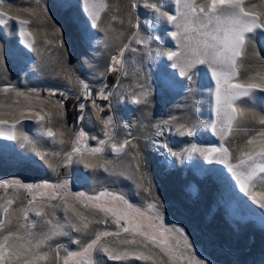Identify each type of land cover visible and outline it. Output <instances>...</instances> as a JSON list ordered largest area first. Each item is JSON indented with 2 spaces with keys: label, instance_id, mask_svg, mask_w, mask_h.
I'll use <instances>...</instances> for the list:
<instances>
[{
  "label": "snow or ice",
  "instance_id": "6c2138e0",
  "mask_svg": "<svg viewBox=\"0 0 264 264\" xmlns=\"http://www.w3.org/2000/svg\"><path fill=\"white\" fill-rule=\"evenodd\" d=\"M23 2L29 6H6L5 0H0V29H14L24 50L38 54L39 34H43L47 45L54 43L53 39H47L46 26L50 25L57 46L66 51L63 30L52 20L48 5L41 0ZM79 4L84 18V39L91 43L95 35H102L104 38L97 42L106 49L108 29L101 14L111 11L108 0H79ZM245 5L246 0H175L174 9L168 11L160 0H130L127 26L133 29L131 37L116 55L109 57L105 72L98 75L102 80L111 72L128 76L125 52L135 53L150 62L165 57L168 63L161 69L160 85L169 91L191 92L196 89L198 66H207L215 80L212 93L215 118L208 123L191 115L160 121L154 125V134L160 139L153 140L152 146L181 163L199 157L209 165H224L233 189L264 210V115L240 106L251 102L257 92L264 93V59L258 67L249 64L245 73H241L249 47L259 55L252 41L257 30L264 39V0ZM141 8L151 13V20L145 21L146 28L167 26L164 34L175 42L174 49L151 47L161 37L140 33L138 10ZM116 18L114 15L113 19ZM120 23L123 25L124 21L121 19ZM133 43L137 47H131ZM141 45L143 48L139 47ZM47 68V64L37 62L31 71L40 73ZM61 72L63 75L57 74L58 79L64 80L70 90L79 89L76 99L83 102L79 103L78 119L85 118L84 109L90 106L93 109L90 118L99 124L105 138L97 140V146L89 147L87 143L81 144L87 134L79 129L71 132L66 141L65 131L53 130L54 126L67 128L65 102L69 97L65 92L48 89L42 97L41 90L22 91L11 83L2 88L7 102L0 99V137L15 141L33 154L21 163H39L55 171L51 160L60 154L41 148L40 141L24 130V121H34L40 136L52 143L70 142L72 145L56 167L67 169L72 164H80L86 170V179L103 173L113 182L130 180L150 199L146 205L137 206L123 193L108 188L93 195L73 192L67 175L56 183L0 179V192L4 193L0 197V264H107V261L114 264H208L197 254L184 227L166 223L163 204L153 195L143 152L137 138L131 136L133 125L129 122L118 125L110 112L112 97L117 103L149 106L156 90L150 72L137 68L133 83L127 87L122 86L118 78L113 88L109 89L104 82L95 91L89 83L74 76L73 70L61 68ZM0 73H7L3 44H0ZM56 96L60 98L53 100ZM97 100L108 103L102 106ZM121 126L128 134L117 140L115 130ZM202 128L210 129L220 138L219 143L203 147L192 142L181 151L169 147V136L195 141ZM73 136L75 139H71ZM106 153L114 154L116 159H108ZM125 158L129 163L118 166L116 161ZM21 194L24 199H20ZM60 238H71V242L80 247L69 251L55 243Z\"/></svg>",
  "mask_w": 264,
  "mask_h": 264
},
{
  "label": "rangeland",
  "instance_id": "374dc122",
  "mask_svg": "<svg viewBox=\"0 0 264 264\" xmlns=\"http://www.w3.org/2000/svg\"><path fill=\"white\" fill-rule=\"evenodd\" d=\"M160 2L165 5L166 10L174 9L175 0H160ZM5 3L6 6L12 5L13 7L29 6L23 0H5ZM41 3L48 5L52 20L63 30L66 51L57 46L55 37L51 35L53 28L50 25L46 26L49 33L47 39H53L54 43L47 45L43 34H39L37 37L38 54H30L24 50V46L18 43L14 29H0V44H3L5 49L7 66V73H0V99H5L7 102L2 88L8 83L22 91L33 88L41 90L42 97L44 90L64 91L69 97L65 102L64 119L67 128L59 129L54 126L53 130L65 131L64 139L68 141L71 132L83 129L87 135L81 144L87 143L89 147H95L97 140L105 137L100 131L99 124L90 118L93 109L86 105L85 118L78 119L80 116L79 103L83 101L76 99L78 88L70 90L64 80L57 78V74L63 75L61 68L73 70L74 76H79L89 83L94 91L99 89L104 82L107 83L109 89L113 88L118 78H120L121 85L127 87L133 83L137 68L150 72V79L156 86L151 104L145 107L117 103L116 98L112 97L113 107L110 112L118 125L123 122L133 125L130 130L131 136L137 138L143 152L153 195L163 204L166 223L184 227L197 249V254L208 264H264V210L248 201L238 190L233 189L232 182L227 179L229 174L226 173L225 166L209 165L207 161L199 157L181 163L178 159L168 157L165 152L152 146L153 140L160 139L154 134V125L160 121L191 115L196 120L208 123L215 118L212 94L215 80L211 76L210 69L207 66H198L197 84L194 91L180 89L169 91L160 85L161 69L168 63L165 57L150 62L145 57L125 52L124 59L128 61L126 68L129 75L121 77L120 72H111L107 73L102 80L98 74L105 72L109 57L116 55L119 48L128 43L131 37L133 29L127 26L130 0H108L111 11L105 10L101 14L102 22L108 29L109 46L106 49L97 42L104 38L102 35H95L91 43L84 39V18L79 0H41ZM249 4H259V0H246L245 6ZM117 8L119 12L115 11ZM138 11L140 13V33L161 37V40L153 42L151 47L174 49L175 42L164 34L167 26L155 25L153 28H146L145 21L146 19L151 20V13L143 8ZM135 14L133 12V16ZM114 15L116 19H113ZM21 18L28 19L29 17L22 16ZM121 19L124 21L123 25L120 23ZM254 39L263 53L262 58L252 54L254 58L252 66L258 67L264 59V39L260 36V30L256 31ZM131 47H137V45L133 43ZM139 47L143 48L142 45ZM37 62L47 64V70L40 73L31 71L32 65ZM73 73L69 74L73 75ZM59 98L56 96L52 99ZM242 99L247 100L248 98ZM97 103L103 106L108 102L97 100ZM240 106L264 115V93L257 92L251 102ZM106 111L109 110L106 109ZM23 124L29 136L40 141L41 148L60 154L51 160L55 171L39 163H21V161L32 158L33 154L21 148L15 141L0 137V179L15 178L29 183H56L65 177L61 174L65 170L69 171L67 177L72 181L73 192L82 191L93 195L103 188H108L111 191L123 193L134 205L144 206L149 202L150 198L146 199L145 195L140 193L130 180L120 179L113 182L103 173L86 179V170L80 164H72L67 169L56 167L60 163V157L65 152L71 151V143L63 145L52 143L48 138L39 135L34 121H24ZM127 134V130L122 126L115 130L117 140L126 138ZM240 135L243 136L244 132L241 131ZM167 139L173 151H181L192 142L208 147L218 144L220 140L210 129L203 128L199 130L195 141L191 138L175 136H169ZM106 156L108 159H116L111 153H106ZM116 162L120 167L129 163L126 158ZM173 183L180 185L175 192H173ZM3 195L4 193L0 192V197ZM20 199H24V194L20 195ZM57 215L59 216L60 213L58 212ZM243 234H247L249 238L245 239L242 236L241 239L240 235ZM84 242L82 240V244ZM55 243L63 245L69 251H75L80 247V245L73 244L71 238H60ZM63 254L62 251L61 255ZM107 264H114V262L107 261Z\"/></svg>",
  "mask_w": 264,
  "mask_h": 264
},
{
  "label": "trees",
  "instance_id": "16d2710c",
  "mask_svg": "<svg viewBox=\"0 0 264 264\" xmlns=\"http://www.w3.org/2000/svg\"><path fill=\"white\" fill-rule=\"evenodd\" d=\"M252 43L254 45L255 50L257 48V50L259 52L258 57L262 58L263 57V53H262V50L259 48L258 43H256V40L254 39L252 41ZM253 53H254L253 47H249L248 51L245 53V56L247 57V61H246L245 65H244V67L241 68L242 75L245 73V70L248 68V65L249 64L252 65V62L254 60V58H252V54ZM241 59H244V58L242 57ZM173 185H174V186H172L174 188L173 192H175L179 188L180 185H178L177 183H173ZM242 236H244L245 239L249 238V236H247V234L240 235L241 239L243 238Z\"/></svg>",
  "mask_w": 264,
  "mask_h": 264
},
{
  "label": "water",
  "instance_id": "95a60500",
  "mask_svg": "<svg viewBox=\"0 0 264 264\" xmlns=\"http://www.w3.org/2000/svg\"><path fill=\"white\" fill-rule=\"evenodd\" d=\"M61 174H62V175H67V174H69V171H65V170H63V171L61 172Z\"/></svg>",
  "mask_w": 264,
  "mask_h": 264
}]
</instances>
